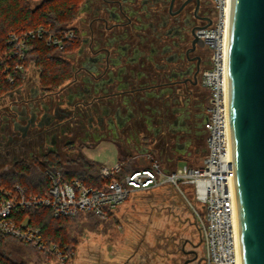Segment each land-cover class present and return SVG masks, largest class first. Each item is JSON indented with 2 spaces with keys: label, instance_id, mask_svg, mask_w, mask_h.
I'll return each instance as SVG.
<instances>
[{
  "label": "flooded vegetation",
  "instance_id": "af4514ba",
  "mask_svg": "<svg viewBox=\"0 0 264 264\" xmlns=\"http://www.w3.org/2000/svg\"><path fill=\"white\" fill-rule=\"evenodd\" d=\"M215 13L212 0H81L75 47L61 57L68 77L45 84L38 68L0 94V163L85 164L105 139L124 154L140 143H203L210 90L202 74L212 50L200 30ZM178 251L179 264H203L188 239Z\"/></svg>",
  "mask_w": 264,
  "mask_h": 264
},
{
  "label": "built area",
  "instance_id": "2783aa9c",
  "mask_svg": "<svg viewBox=\"0 0 264 264\" xmlns=\"http://www.w3.org/2000/svg\"><path fill=\"white\" fill-rule=\"evenodd\" d=\"M212 1L216 9L213 23L200 30L212 50V65L202 74V82L210 90L209 116L205 123L206 154L202 162L167 173L159 160L151 157L149 166L134 169L121 178L117 176L122 170L120 161L102 164L98 170L102 187L88 186L78 178L65 179L60 170L48 168L51 185L45 195H26L20 185L14 190L0 191V233L4 237L14 238L48 255L56 254L65 261L66 250L46 241L41 229L32 226L24 216L25 210L50 207L56 217L91 213L108 219L132 192L171 184L181 191L196 215L204 244L203 264H241L227 98L230 0ZM76 34L72 24L56 29L41 25L22 33H11L12 49L6 57L18 59L14 69L24 72L23 61L29 59L35 41L43 40L61 52L74 42ZM8 79L14 81L15 77L9 74ZM184 189L191 192L198 208L190 203Z\"/></svg>",
  "mask_w": 264,
  "mask_h": 264
},
{
  "label": "rangeland",
  "instance_id": "374dc122",
  "mask_svg": "<svg viewBox=\"0 0 264 264\" xmlns=\"http://www.w3.org/2000/svg\"><path fill=\"white\" fill-rule=\"evenodd\" d=\"M29 58L34 61L33 56ZM32 69L34 72L37 70ZM87 153V157L92 155L98 161L117 162L115 148L110 146L103 151L99 147ZM12 162L9 159L7 163H0V191L15 189L13 186L17 182L9 178L20 163L12 165ZM185 163L179 161L178 167ZM84 167V164L61 166L72 171H82ZM30 169L35 176L41 175L39 164ZM184 191L190 203L198 208L191 192L188 189ZM70 222L71 227L67 231L70 242L65 261L56 254H45L17 240H8L4 251L13 260L24 264H124L126 261L128 264H179L183 257L178 248L180 250L188 239L199 256L204 254L193 208L181 191L171 184L132 192L108 219L80 213Z\"/></svg>",
  "mask_w": 264,
  "mask_h": 264
},
{
  "label": "water",
  "instance_id": "95a60500",
  "mask_svg": "<svg viewBox=\"0 0 264 264\" xmlns=\"http://www.w3.org/2000/svg\"><path fill=\"white\" fill-rule=\"evenodd\" d=\"M227 94L241 264H264V0H230Z\"/></svg>",
  "mask_w": 264,
  "mask_h": 264
},
{
  "label": "trees",
  "instance_id": "16d2710c",
  "mask_svg": "<svg viewBox=\"0 0 264 264\" xmlns=\"http://www.w3.org/2000/svg\"><path fill=\"white\" fill-rule=\"evenodd\" d=\"M37 1L36 4L33 2ZM81 0H0V94L16 87L23 79V72L16 71L14 64L18 59H9L6 54L12 49L9 44L11 33H22L35 29L41 25L59 28L62 25L73 23L77 17L78 7ZM35 48L30 53L34 57L35 64L42 69V78L45 84L59 85L69 74L67 63L59 56L55 55L56 49L49 47L43 40L34 42ZM75 47V43H69L61 52H66ZM30 59L23 61L25 67L30 65ZM14 75V81L8 79V75ZM122 170L117 175L121 178L126 173L132 172V162L128 158L121 161ZM102 164L96 162H86L85 170H64L61 165L54 164L49 167H41V175L35 176L31 169L18 164L16 172L9 178L10 181L17 182L22 186L26 195H45L50 188L51 181L47 174V169L60 170L65 179L78 178L88 186L102 187L100 175L97 168ZM1 179V178H0ZM4 179V178H3ZM5 181V179H4ZM24 216L28 217L29 223L41 229L43 237L49 243H56L61 248H69L70 242L68 230L73 217H56L50 207L29 208L24 211ZM8 240L14 238L4 237L0 233V264H24L10 258L4 251Z\"/></svg>",
  "mask_w": 264,
  "mask_h": 264
},
{
  "label": "crops",
  "instance_id": "0c3cea01",
  "mask_svg": "<svg viewBox=\"0 0 264 264\" xmlns=\"http://www.w3.org/2000/svg\"><path fill=\"white\" fill-rule=\"evenodd\" d=\"M71 24L73 25L74 22ZM71 50L66 52L56 51L55 55L59 57L67 56ZM32 68L38 69V67L35 64V61H30L29 67L23 73L25 72L33 73L34 70ZM132 96L133 95L130 92H125V94L121 97L123 105L125 104L130 105V103H132ZM150 127L151 129H154L156 127V121L154 120V118H151ZM139 137L141 136L139 135ZM204 142L202 143L200 141H195V140L189 141L188 143L183 142L182 143L183 148L178 150L177 149L175 150L173 148L168 149V147L171 145L166 146L163 143L157 144L158 141L153 142V144L148 143V145L145 143L144 144L140 143L141 145L137 144L138 146H136L138 148L137 150L135 149L129 154L128 153L124 154L122 153V151H120L118 147L115 146L112 140L105 139L99 144L98 148L100 147L102 151L108 148V146L115 148L117 154L116 161H121L124 158H128L132 162V167H134L135 169L149 166L151 163V157H155L159 160L165 172L168 173L174 171H181L183 167L186 165L188 166L199 165L202 162L204 155L206 154V144H204ZM124 145L133 146L135 144L131 142L126 144L123 143V147H125ZM90 156L91 157H89L90 159L87 160V162L90 163L96 162L99 164L111 163V161H98L94 159L92 155ZM181 160L185 161L186 163L181 168H179L178 162Z\"/></svg>",
  "mask_w": 264,
  "mask_h": 264
}]
</instances>
